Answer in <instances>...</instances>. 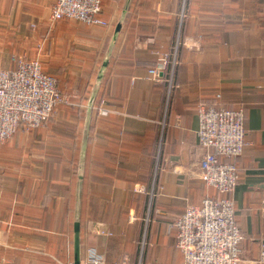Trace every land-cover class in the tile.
Wrapping results in <instances>:
<instances>
[{
  "label": "crops",
  "instance_id": "1",
  "mask_svg": "<svg viewBox=\"0 0 264 264\" xmlns=\"http://www.w3.org/2000/svg\"><path fill=\"white\" fill-rule=\"evenodd\" d=\"M55 3L0 0V70L42 42L49 74L88 72L47 124L0 142V264H89L91 248L181 264L174 219L216 195L199 166L208 99L245 110L231 198L240 264H264V0H103L104 24L52 19Z\"/></svg>",
  "mask_w": 264,
  "mask_h": 264
},
{
  "label": "built area",
  "instance_id": "2",
  "mask_svg": "<svg viewBox=\"0 0 264 264\" xmlns=\"http://www.w3.org/2000/svg\"><path fill=\"white\" fill-rule=\"evenodd\" d=\"M102 0H56L52 19L69 18L89 24H104ZM166 68L161 58L150 69L154 78ZM63 98L57 78L42 69L38 59H20L15 70H0V142L9 140L21 128L41 127L54 106ZM201 179L216 190L201 205H191L172 223L177 245L184 257L181 264H240L244 233L235 218L231 198L239 179L237 158L246 145L245 110L220 106L213 100L197 104ZM264 262V242L259 257ZM89 264H107L101 254L89 250Z\"/></svg>",
  "mask_w": 264,
  "mask_h": 264
},
{
  "label": "trees",
  "instance_id": "3",
  "mask_svg": "<svg viewBox=\"0 0 264 264\" xmlns=\"http://www.w3.org/2000/svg\"><path fill=\"white\" fill-rule=\"evenodd\" d=\"M259 0H255L256 3H258ZM103 3V0L101 2V5ZM188 3V0H187ZM100 17L102 19H104L106 21L103 15V10L101 8V12H100ZM62 19H68V18H62ZM38 42H40L38 40ZM41 45L42 42H40V44H38L35 50V55L32 56V58H27L28 60H32V59H38L41 64H42V69L44 72L49 73L48 69H46L45 67V62L43 61V56L39 55V52L41 50ZM46 48V47H45ZM47 64H49V62H47ZM50 64H52V62H50ZM49 66V65H48ZM60 74L57 77V89L60 93V95L64 98L65 96H67L68 94H71V92H73L75 89H81L83 88V84L85 83V79L83 80L84 76H82L81 74H87V70L86 72H84V68L83 67H79V66H73L70 64H61L60 65ZM75 71V73H73ZM217 99V97H215ZM209 100V99H208ZM66 105L64 104V101L58 102L55 106L53 111L51 112L50 117L47 119L46 122L50 121V118L53 116V113L55 111V109L57 110V108L60 110V107H65ZM58 110V111H59ZM45 122V123H46ZM47 124V123H46ZM40 127H32V128H26V127H21L19 128L16 132H18L19 130H25V131H36L38 130ZM15 132V133H16ZM152 165V163H151Z\"/></svg>",
  "mask_w": 264,
  "mask_h": 264
}]
</instances>
